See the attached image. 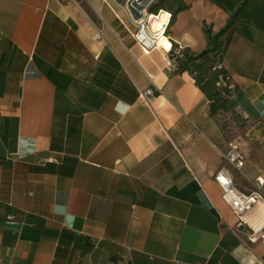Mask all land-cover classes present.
Returning <instances> with one entry per match:
<instances>
[{
    "label": "crops",
    "instance_id": "obj_1",
    "mask_svg": "<svg viewBox=\"0 0 264 264\" xmlns=\"http://www.w3.org/2000/svg\"><path fill=\"white\" fill-rule=\"evenodd\" d=\"M124 2L0 0V264H264V230L249 243L213 179L248 192L264 177V33L229 35L235 89L211 115L176 60L135 43ZM182 2L163 35L198 53L227 15Z\"/></svg>",
    "mask_w": 264,
    "mask_h": 264
},
{
    "label": "built area",
    "instance_id": "obj_2",
    "mask_svg": "<svg viewBox=\"0 0 264 264\" xmlns=\"http://www.w3.org/2000/svg\"><path fill=\"white\" fill-rule=\"evenodd\" d=\"M155 1L156 0H125L124 5L120 6L125 10L131 25L135 28L132 38L145 54L158 48L157 39L153 38L148 33L145 19L146 15L149 14L147 13L148 8L154 4ZM169 19L170 15L165 28H167ZM162 50L169 54L173 60L181 54V49L179 47L172 48V45L169 50ZM215 68L221 70L222 65L217 64ZM217 87L226 90L230 97L235 89L226 75L218 76ZM157 93V89L149 87L139 92L138 100L147 107H150L157 97ZM244 117L246 118V116ZM261 141L264 142V132ZM221 156L223 160L238 172L241 171L247 160V154L238 147L231 148L226 154H221ZM213 179L221 190L222 202L228 207L236 220V228L246 229L248 231L246 236L247 241L249 243H255L261 237V232L264 230V177H257L254 182L251 183L252 189L248 192L239 191L233 184L232 179L222 170L218 171ZM5 223L7 225H13L14 217L8 216Z\"/></svg>",
    "mask_w": 264,
    "mask_h": 264
},
{
    "label": "trees",
    "instance_id": "obj_3",
    "mask_svg": "<svg viewBox=\"0 0 264 264\" xmlns=\"http://www.w3.org/2000/svg\"><path fill=\"white\" fill-rule=\"evenodd\" d=\"M175 6L169 11L167 4ZM221 9L227 15L225 25L217 32H214L208 25L203 26V34L206 39L204 50L194 53L189 50L181 51L176 57L179 72L189 73L195 85L204 94L209 102L211 115L227 109L230 98L226 90L217 87L218 76L226 75L222 65L223 54L226 49L227 40L233 29L238 24H248L264 33V0H207ZM187 9L182 0H159L148 8V13L157 15L165 11L170 15L167 29L172 25L177 13ZM222 65L221 70L215 66Z\"/></svg>",
    "mask_w": 264,
    "mask_h": 264
},
{
    "label": "bare ground",
    "instance_id": "obj_4",
    "mask_svg": "<svg viewBox=\"0 0 264 264\" xmlns=\"http://www.w3.org/2000/svg\"><path fill=\"white\" fill-rule=\"evenodd\" d=\"M145 19L148 33L157 39L158 48L169 50L171 45L166 36L163 35L168 20L167 13L160 11L158 15L147 14Z\"/></svg>",
    "mask_w": 264,
    "mask_h": 264
},
{
    "label": "rangeland",
    "instance_id": "obj_5",
    "mask_svg": "<svg viewBox=\"0 0 264 264\" xmlns=\"http://www.w3.org/2000/svg\"><path fill=\"white\" fill-rule=\"evenodd\" d=\"M147 13H148V11H147Z\"/></svg>",
    "mask_w": 264,
    "mask_h": 264
}]
</instances>
